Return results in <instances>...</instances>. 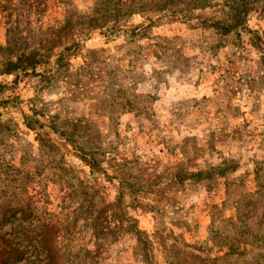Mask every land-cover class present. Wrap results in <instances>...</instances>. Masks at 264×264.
I'll return each mask as SVG.
<instances>
[{
	"label": "rangeland",
	"instance_id": "rangeland-1",
	"mask_svg": "<svg viewBox=\"0 0 264 264\" xmlns=\"http://www.w3.org/2000/svg\"><path fill=\"white\" fill-rule=\"evenodd\" d=\"M7 201L11 264H264V0H0Z\"/></svg>",
	"mask_w": 264,
	"mask_h": 264
},
{
	"label": "trees",
	"instance_id": "trees-1",
	"mask_svg": "<svg viewBox=\"0 0 264 264\" xmlns=\"http://www.w3.org/2000/svg\"><path fill=\"white\" fill-rule=\"evenodd\" d=\"M239 4L238 2H234L233 4H231V19L232 21L230 23H224L220 20H215L213 22H209L208 25H211L217 29H219L222 33H228L230 31H232L234 28H238V27H246L245 26V18L246 16L249 14V9L250 8H244V10L240 9V6L237 5ZM206 23V21L204 22ZM121 25H116L111 27L110 29L105 30V34L109 35V34H113L117 31H119L121 29ZM133 32L135 33V30H133ZM68 48H65V50H68ZM62 56V55H61ZM60 55L57 57V61L59 63L62 62V58ZM38 61L36 62V57L35 54L31 55V56H27V57H23L21 56L20 58H18L16 60V62H9L8 65L11 66L9 69L10 71L17 69V68H28V67H33L35 68V66L37 65ZM23 117L25 118V123L27 125V127L33 129V130H37L39 131V134H49L48 132H40L42 129H44L45 124L42 123L38 118H36L33 115H28L26 113H23ZM54 129V126H51ZM40 139L42 138V136L39 137ZM50 140V139H49ZM87 154H82L81 155V159L83 161L86 162L87 165L90 166L91 168V173H95L97 171H101L102 168L100 166L99 161H97L94 158H88L86 156ZM67 170V169H66ZM124 191H120L119 196H118V202L119 204H122L123 202V196H124ZM19 213L22 214L23 219L24 220H33L35 218L38 217V208L37 206L33 205L31 201H27L25 204H11V201H7V202H2L0 204V253L3 252L4 254H7V258H4V260H2L0 262V264H11L10 262V257L13 260L16 261H21L24 260L26 258V250L21 249L19 247L16 246V244H14L12 242L11 239L6 238L4 236V234L2 233V228H4L13 218H15ZM132 221L134 223H136V227L131 228L130 231H132L133 233H135L139 238H141L142 241H144V239L146 238V240L148 239V235L145 233V231L140 230L137 227V220L132 219ZM29 237H27V241L31 242L30 240H28ZM147 242V241H146ZM31 245V244H29ZM23 248H26V246H23ZM51 263V259H50V263Z\"/></svg>",
	"mask_w": 264,
	"mask_h": 264
}]
</instances>
